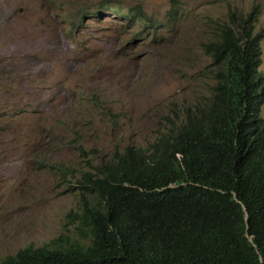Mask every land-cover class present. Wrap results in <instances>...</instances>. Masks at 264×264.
Here are the masks:
<instances>
[{"label": "rangeland", "instance_id": "rangeland-1", "mask_svg": "<svg viewBox=\"0 0 264 264\" xmlns=\"http://www.w3.org/2000/svg\"><path fill=\"white\" fill-rule=\"evenodd\" d=\"M256 4L257 29L264 0H0V260L53 240L85 245L78 176L199 115L216 84L202 45ZM173 5L180 20L155 33L110 11L163 23Z\"/></svg>", "mask_w": 264, "mask_h": 264}, {"label": "trees", "instance_id": "trees-1", "mask_svg": "<svg viewBox=\"0 0 264 264\" xmlns=\"http://www.w3.org/2000/svg\"><path fill=\"white\" fill-rule=\"evenodd\" d=\"M135 17L146 20L140 13ZM247 24L248 20L242 18L234 21L233 29L245 37L252 30L246 29ZM246 38L241 48L227 30L220 34V40L217 37L204 45L211 65L217 67L212 99L206 101L198 117L187 114L186 122L177 129L179 133L166 143L172 150H156V155L168 160L164 169L140 174L139 186L144 190L116 192L111 201L119 206L121 217L110 214L111 204L103 196H98V205L94 206L93 197L79 217L91 238L88 246L74 249L73 245L52 254L45 251L47 246L26 249L0 264H35L43 253L42 264H109L116 257L125 264H146L139 246L135 249L129 240L116 236L117 226L126 222L141 226L156 243L170 244L181 256L175 264H199L221 241L233 250L231 264H264V97L253 93L256 106L246 113L232 100L243 85L251 84L250 74L257 65L255 40L249 35ZM222 52H230L234 58L232 67L228 66L231 71L217 66ZM176 152L181 155L180 162ZM134 156L142 155L130 153L132 168L137 172L145 163L142 159L136 163ZM177 164H183V168ZM170 184L176 187L166 188ZM144 197L147 202L143 205ZM191 211L208 222L181 217ZM247 225L254 245L243 236ZM162 258L167 256L162 254Z\"/></svg>", "mask_w": 264, "mask_h": 264}, {"label": "clouds", "instance_id": "clouds-1", "mask_svg": "<svg viewBox=\"0 0 264 264\" xmlns=\"http://www.w3.org/2000/svg\"><path fill=\"white\" fill-rule=\"evenodd\" d=\"M173 9L176 8V5L172 6ZM115 12L118 14H127L131 15L136 19L138 25H142V22H144L145 26L143 28H147L148 32L155 33L156 29L158 27H162L167 23H176L181 18V12L178 10L177 12H169L167 15V19L165 22L162 23V21H153L147 17L145 13H141L140 9H137L135 7L132 8H125L120 11V9L115 8ZM125 12V13H124ZM86 12H80L77 14L78 21H82L84 14ZM141 14L146 18V20L140 21L135 15ZM261 13V5L256 4L252 6L243 17L248 20V24L246 26L247 30L252 29L245 37L237 32V29H233V23L235 20V17L237 14L230 13L229 15V21L224 22L221 24V28L218 31L219 36L218 39L220 40V34L227 30H230L235 37L236 41L238 42L239 46L241 48L244 47V43L247 40V36H250V39H254L256 43V47L258 50V58H257V65L256 67L251 71L250 74V85H243V90L241 93H237L233 101L236 102L237 106L240 107L241 112H251L255 106V99L253 96V93L258 94L262 97H264V74L260 72V68L262 66L263 62V47H264V27H258L255 29L256 23L258 21V17ZM90 17H94V12L90 13ZM77 21V22H78ZM73 27H77L78 24L74 23L72 25ZM254 27V28H253ZM213 41V40H212ZM209 42L204 43V45ZM234 62V58L231 55L230 52L223 53L222 52V60L217 66L221 69L230 70L232 64ZM213 66V65H212ZM228 66H231L228 68ZM215 67V66H213ZM217 67L214 69L216 70ZM216 81V79L214 80ZM231 100V102H232ZM204 109V108H203ZM202 109V110H203ZM201 110V111H202ZM264 115V103L261 106V116ZM190 116H199L196 114L190 115ZM187 115L184 116L183 120H179L176 123L173 124H184L186 122ZM203 120V118L201 119ZM200 120V121H201ZM172 124V125H173ZM179 133V132H178ZM175 135H172L169 132L162 133L160 136H157L152 142H150L148 145L150 147V150H146L144 147L139 152L142 156H134L133 159H135L136 163L138 159H142L144 161V165L138 169L137 172H134L131 164L132 159H125V155L116 156L113 155L109 159H94V155L90 154L85 156L86 150L84 147L80 144L75 146V150L77 151L78 157L80 159H94V163H91L90 167L88 169H85L79 176V186L76 187L75 191L78 192V194L82 197L81 201V211L80 215L82 214L83 208L88 207L89 202L94 197V206L98 205L99 198L98 196H103V198L111 204V207L109 208V212L112 216H114L116 219L121 217V215L117 212V209H119V206L115 205L111 199L114 197L116 192L118 190H125V189H136L139 188L140 190H144V188L140 187V174L142 172H151L156 168H163L165 166L166 160L161 154L156 155L155 152L158 149H162L163 147H166V149L172 150V146L166 145L167 142H171L173 140V137ZM237 141L235 142L234 147L236 146ZM153 156H150V155ZM176 160L178 162L181 161L180 157L181 155L179 153H175ZM181 168H183V164H177ZM48 166H44V168H47ZM59 172H64L63 169H59ZM176 185L170 184L166 188H175ZM148 190V189H147ZM163 190V189H161ZM88 201L87 204L84 206V202ZM143 205L147 202V197H144ZM84 206V207H83ZM243 211L246 212L245 208H243ZM80 217V216H79ZM183 218H192L197 220L198 222L205 224L208 222V219L198 214V212L191 211L183 216ZM80 222V218H79ZM86 230V228H84ZM244 234L243 236L248 240V242L253 244V237L248 233V225L243 230ZM89 234V232H88ZM117 238L118 239H125L129 240L131 245L136 249L137 246L140 247L139 252L142 255H146L147 262L146 264H168L172 263L175 264V262L181 258L180 254L174 251V249L170 246L168 243H156L151 236L148 234V232L143 229L141 226H133L130 224V222H126L123 224L122 227L117 226ZM91 242V238L88 236V241L85 245H74L76 246L74 249H79V246H88ZM224 243L226 241H221L220 246H214L212 248V254L202 260H200L199 264H231V261L234 258L233 250L230 248V246H225ZM254 245V244H253ZM47 246L46 250L48 253H57L59 249L62 247H59L56 244V241L53 240L48 244H44L40 247H34L32 245H28L22 249H19L16 253L12 255H7L4 258L0 260V263L4 261L5 259L9 257L16 256L19 252L24 251L26 249L31 250H37L41 249V247ZM73 246V245H71ZM70 247V246H69ZM68 248V247H66ZM157 253V254H156ZM162 254H165L167 256L166 259L162 258ZM45 256V253H43L38 259L36 260L35 264H42L41 258ZM107 262H104L102 264H107ZM94 264H97L94 261ZM109 264H125V261L122 258L116 257ZM238 264V262L236 263Z\"/></svg>", "mask_w": 264, "mask_h": 264}, {"label": "bare ground", "instance_id": "bare-ground-1", "mask_svg": "<svg viewBox=\"0 0 264 264\" xmlns=\"http://www.w3.org/2000/svg\"><path fill=\"white\" fill-rule=\"evenodd\" d=\"M106 7L105 6H102V8L101 9H105ZM125 9V8H124ZM121 10H123V9H121ZM120 10V11H121ZM112 13H115V8H113V9H111L110 10ZM100 12V11H99ZM115 15V14H114ZM123 17H125L127 20H134V17L133 16H131V15H124ZM94 18H96V14L94 13ZM242 18H244V17H241L240 15H236V17H235V23H238L239 21H240V19H242ZM11 22V21H10ZM26 23L27 22H24V24L26 25ZM18 25H20V24H18ZM22 25V24H21ZM24 28H25V26H23ZM27 27V26H26ZM254 28V27H253ZM255 29H256V26H255ZM24 30H26V29H24ZM204 51V53H205V49H203ZM206 54V53H205ZM207 55V54H206ZM207 56H209V55H207ZM210 58V57H209ZM211 59V58H210ZM214 93V92H213ZM180 125H182V124H180ZM179 125V126H180ZM178 127L174 130V131H169V133H171L172 135H177L178 134ZM142 148L143 147H127V148H124L123 150H121V151H119V152H115V154H113V155H116V156H121V155H125V159H129V157H130V153H133V152H137V153H139L141 150H142ZM146 150H149L150 149V147H149V145H147L146 147H144ZM140 154V153H139Z\"/></svg>", "mask_w": 264, "mask_h": 264}]
</instances>
